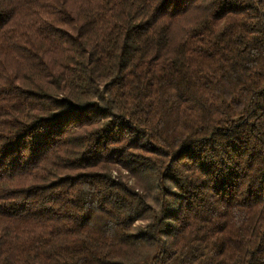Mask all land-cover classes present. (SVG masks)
I'll return each mask as SVG.
<instances>
[{"label":"trees","instance_id":"obj_1","mask_svg":"<svg viewBox=\"0 0 264 264\" xmlns=\"http://www.w3.org/2000/svg\"><path fill=\"white\" fill-rule=\"evenodd\" d=\"M0 264H264V0H0Z\"/></svg>","mask_w":264,"mask_h":264}]
</instances>
